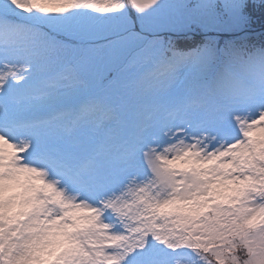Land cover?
I'll return each mask as SVG.
<instances>
[{
	"label": "snow or ice",
	"instance_id": "snow-or-ice-1",
	"mask_svg": "<svg viewBox=\"0 0 264 264\" xmlns=\"http://www.w3.org/2000/svg\"><path fill=\"white\" fill-rule=\"evenodd\" d=\"M0 264H264V0H0Z\"/></svg>",
	"mask_w": 264,
	"mask_h": 264
},
{
	"label": "trees",
	"instance_id": "trees-1",
	"mask_svg": "<svg viewBox=\"0 0 264 264\" xmlns=\"http://www.w3.org/2000/svg\"><path fill=\"white\" fill-rule=\"evenodd\" d=\"M257 27H259V26H257Z\"/></svg>",
	"mask_w": 264,
	"mask_h": 264
}]
</instances>
